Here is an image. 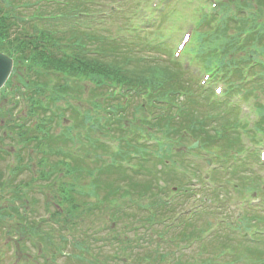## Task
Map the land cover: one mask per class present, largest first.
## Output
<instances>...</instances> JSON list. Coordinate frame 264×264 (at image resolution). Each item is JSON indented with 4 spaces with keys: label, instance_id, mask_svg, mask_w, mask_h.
I'll use <instances>...</instances> for the list:
<instances>
[{
    "label": "trees",
    "instance_id": "16d2710c",
    "mask_svg": "<svg viewBox=\"0 0 264 264\" xmlns=\"http://www.w3.org/2000/svg\"><path fill=\"white\" fill-rule=\"evenodd\" d=\"M251 1L253 10L244 7L250 15L240 21L251 32L246 45L250 51L238 56L237 64L228 61L227 65L235 66L234 74L240 80V85L236 80L230 81L231 88L239 87L238 92L245 99L253 97L262 117L252 133L256 138L259 131L264 132V58L258 59L256 53H264V2ZM108 4V0H0V50L12 56L16 64L1 98L10 97L11 103H19L23 89L31 90L28 96L23 92L29 103L28 113L43 117L41 122L34 121L35 125L25 128L13 118L10 107H0V118L11 117L6 127L0 125V131L8 134L0 142H11L16 157L13 164L0 152V194L13 200L0 212V225L6 227V232H2L14 238L10 250L15 248L21 258L36 261L39 259L34 248L40 245L44 256H53V251L60 253L69 244L56 234V226L70 229L78 220L90 218L110 227L115 224L109 234L114 238L109 241L117 248L113 258L120 264H246L247 259L250 264H264L263 237L248 241L237 236L238 231L249 230L254 223L263 221L264 215L247 213L235 223L227 222L229 194L222 195L217 187L209 191V201L204 197L200 207V203L191 201L195 194L188 189L186 175L181 178V173L175 172L178 167L185 173L189 171L187 159L173 154L179 143L182 146L188 140L182 132L186 128L191 136L201 140L203 148L216 152L218 160L225 164L215 172L216 180L229 177L226 183L234 185L233 190L242 198L264 192V184L253 170L255 154L239 156L244 152L241 128L246 132L247 125L234 109L214 108L220 107L215 104H204V111L198 108L201 96L191 97L180 69L168 59L149 55V50L159 52L161 47L149 49L141 38L130 43L123 39L111 41L110 32L95 28L101 20L104 28L106 23L117 21L116 12L112 11L101 18V9L105 10ZM35 5L37 9H32ZM28 18L31 20L27 22ZM16 26H24V33H18ZM109 88H118L123 98L131 92L148 97L154 120L146 121L145 115L139 117L145 106L132 95L127 97L128 110L123 102L113 106L105 101L106 96L112 100L105 93ZM181 92L188 104H179L175 112L168 104L165 112L159 102L179 97ZM213 113L217 117L214 121ZM129 116L131 128H142V132L154 136L165 156L172 160V169L162 172L163 186L158 182L161 173L151 176L147 168L152 163L148 159L152 150L123 135L131 131L125 128ZM65 121L70 124L65 125ZM101 138L117 139V153L109 154V147L101 143ZM161 138L167 143L160 144ZM133 151L148 159L139 158L137 171L123 168L122 159H131ZM190 174L201 177L198 169ZM172 186L178 190L172 191ZM40 194L45 201L43 208L51 216L37 220ZM147 198L153 203L144 202ZM148 208L149 214L138 217L142 222L137 227L144 233L137 235L143 241L136 244L140 248L137 249L132 246L136 239L121 231H132L135 212ZM119 220H123L124 228L118 227ZM214 222L218 227L215 234L210 232ZM42 225L48 229L38 227ZM223 231L226 233L222 235ZM95 240L96 237L91 241ZM76 241L75 246L85 253L82 250L88 248L87 243ZM207 250L215 255H207ZM4 251L0 250V264L6 256Z\"/></svg>",
    "mask_w": 264,
    "mask_h": 264
},
{
    "label": "rangeland",
    "instance_id": "374dc122",
    "mask_svg": "<svg viewBox=\"0 0 264 264\" xmlns=\"http://www.w3.org/2000/svg\"><path fill=\"white\" fill-rule=\"evenodd\" d=\"M185 5H186V3H185L184 0H178L175 4L171 5L170 10H179L181 7H183ZM32 8L33 9H37V6L36 7H32ZM114 9L117 10V8H114ZM187 11L181 10L180 12L175 14L174 17L176 18V21H172V24H174L173 26L176 27V25L182 23V18L184 16V13L186 15L190 14ZM118 12H120V11H117V13ZM114 16H116V15H114ZM117 16H118L117 17L118 21H116L114 23H111V22L106 23L105 28H104V26L102 25L101 22L96 23L94 26H95V28L98 27L102 31L110 32L112 35L113 34H117L118 31H115V30H112V29H117L120 26V28H119V30H120L122 28V24L124 23V21L122 20V17H123L122 14L118 13ZM167 24L170 25V21ZM106 28H110V29H106ZM16 30H18V33L21 32V34H22V32L24 30V26H16ZM173 31H176V30H173ZM125 33H126V35H128V31L125 32ZM150 33H153V32H150ZM171 34L173 36V35H175L177 33L176 32H172ZM141 35H144V37L147 38V34L146 33H142ZM165 52H166V50L164 49L163 52L160 53L159 57L163 58L161 55L164 54ZM151 54L156 55V53H154V52H152ZM165 59H167V58L165 57ZM2 105L3 104L0 102V106H2ZM198 108H200L202 111L205 110V108H203L202 106H198ZM6 118H7V116L0 118V120L4 119L5 121H7ZM146 129L149 130L148 127ZM60 132H61V129H60ZM146 141H149V139H147ZM187 145H190V143H188ZM78 147L79 146L73 147V148H78ZM198 150L196 149L195 151L198 152L199 155H191V156H189V159L191 161H194V166L201 167L202 175H204L210 169L204 163L205 158L206 157L212 158V157L210 156V153H208L207 151H202L199 148H198ZM223 165H225V164H222V166ZM216 166H217V164H216ZM1 167H3V163L0 164V170H1ZM154 170L158 171L159 169L156 166V167H154ZM162 172H164V171H162ZM161 174H163V173H161ZM123 178H124V176H123ZM228 178L229 177L224 178V181L228 182ZM193 183L195 184L196 188H199V189L202 188L201 187V182L199 180L195 179L193 181ZM230 186H232V185L221 184L220 185V188H221V192L220 193L226 195L227 194L226 193V189L227 190L232 189V187H230ZM5 195L8 196L7 194H5ZM38 198L41 200L43 197L40 194V195H38ZM147 199H149V198H147ZM147 199H145L144 202H146L148 204H152L153 203V199H149V200H147ZM93 200H94V198L92 197L91 201H93ZM11 201H13L11 198H6V197L4 198V196L2 194H0V212L6 206L10 205ZM44 203H45V201L41 200L40 208H39V211L37 212V215H36L37 220H39L42 216H45L44 209H42ZM116 211H118V210L116 209ZM258 211L260 212L261 215H263L264 214V207L262 208L261 211L259 209H258ZM142 213H144V214L148 213L149 214V209H146V210L143 209L142 211L135 212L137 218L133 221L134 229H132V231H129V230L121 231V233H123V234L128 233V235L130 236L131 239H133V240L136 239V241L132 242V246H134L137 249H140V248H138V245H136V244H143V241H139L138 240L139 237L137 236L139 233H144L143 230L139 231V227H137V225L142 222V219L138 218V217H140V214H142ZM36 218L34 220L35 221V225H37L36 224ZM77 222H79V223H77L76 225L72 226L70 229H67L66 226H61V227L56 226V230H55L56 234L58 236L60 235V236H62L64 238H66L67 239L66 242H69L68 245H65L64 247H62V250H64L66 253L69 254L68 257L58 258L57 259L58 263H62V264H89V263H91V264H120V263L114 261V258H113V254H115V252H117V248H116V246L114 244L111 245V243L109 241V239H113L114 238L113 236L109 235L110 231H112V229H113L112 227L108 226L107 223H105L104 221H100L99 220L96 223L94 220H92L90 218L86 219V220L80 219ZM74 223H76V221H74ZM127 223L130 224V221H127ZM50 224L54 225L55 223L52 222ZM123 224H124L123 220H119L118 227L121 226V227L124 228ZM38 227H40V229H42L43 231L48 229L44 225L38 226ZM144 227H147V223L146 222H144ZM154 228L152 229L153 231H155ZM2 231L6 232V227H2L0 225V250H5L4 252L6 253L5 258L2 261L3 264H34L28 258H20V260H16L15 255H13V253L10 250V247H9L10 246V242L14 238L6 236V233L2 232ZM224 233H226V231L225 232L223 231L222 235ZM94 236L96 237L95 242L91 241V240L95 239ZM78 239H79V241L84 240V244L87 243L86 245H87L88 248L82 250L85 253H82L78 249V247L75 246V243L77 242L76 240H78ZM237 240H238V237H237ZM263 240H264V238H263ZM152 245H154V244H152ZM92 249H93V251H92ZM206 253H207V255H209V253H211V252H208V250H207ZM212 253H214L213 254V256H214L215 252H212ZM212 253H211V255H212ZM76 254H78L80 256H76ZM248 261H249L248 259L245 261L246 264H250V263H248Z\"/></svg>",
    "mask_w": 264,
    "mask_h": 264
},
{
    "label": "water",
    "instance_id": "95a60500",
    "mask_svg": "<svg viewBox=\"0 0 264 264\" xmlns=\"http://www.w3.org/2000/svg\"><path fill=\"white\" fill-rule=\"evenodd\" d=\"M13 70V60L0 52V89L8 80ZM195 145H193L194 147Z\"/></svg>",
    "mask_w": 264,
    "mask_h": 264
},
{
    "label": "bare ground",
    "instance_id": "6f19581e",
    "mask_svg": "<svg viewBox=\"0 0 264 264\" xmlns=\"http://www.w3.org/2000/svg\"><path fill=\"white\" fill-rule=\"evenodd\" d=\"M179 100V97H175V96H171L170 97V99L168 100V103L170 104V105H174V104H176V102Z\"/></svg>",
    "mask_w": 264,
    "mask_h": 264
}]
</instances>
